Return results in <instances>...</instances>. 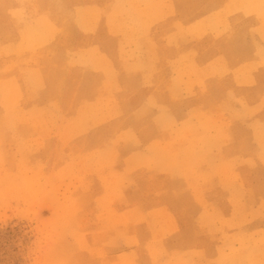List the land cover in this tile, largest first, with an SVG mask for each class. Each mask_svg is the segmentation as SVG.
Masks as SVG:
<instances>
[{
    "label": "crops",
    "instance_id": "crops-1",
    "mask_svg": "<svg viewBox=\"0 0 264 264\" xmlns=\"http://www.w3.org/2000/svg\"><path fill=\"white\" fill-rule=\"evenodd\" d=\"M263 13L264 0H0L1 66L26 58L20 103L67 123V153L96 155L92 214L113 199L144 219L133 264H264Z\"/></svg>",
    "mask_w": 264,
    "mask_h": 264
},
{
    "label": "rangeland",
    "instance_id": "rangeland-1",
    "mask_svg": "<svg viewBox=\"0 0 264 264\" xmlns=\"http://www.w3.org/2000/svg\"><path fill=\"white\" fill-rule=\"evenodd\" d=\"M241 10L239 3L229 12ZM221 15L226 17V11ZM37 30L45 31L39 25L24 31ZM26 43L31 48L33 43ZM5 58L9 64L3 68L0 50V264H133L136 240L130 229L144 219L116 216L113 199L96 200L97 214H92L91 202L85 200L89 172L83 168L96 155L82 159L67 153L76 137L66 135L65 121L51 119L49 105L25 110L17 75L26 58ZM26 78L40 82L31 71ZM42 89L34 95L40 97ZM110 108L101 106L106 117ZM82 127L79 120L70 123V128ZM104 187L110 194L111 186ZM116 256L121 260L114 261Z\"/></svg>",
    "mask_w": 264,
    "mask_h": 264
}]
</instances>
